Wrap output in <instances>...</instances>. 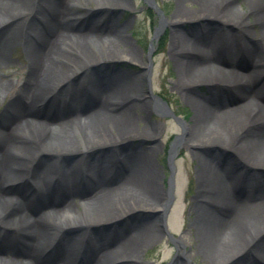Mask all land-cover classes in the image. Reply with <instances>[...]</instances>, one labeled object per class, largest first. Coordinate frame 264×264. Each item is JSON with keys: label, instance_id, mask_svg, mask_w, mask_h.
<instances>
[{"label": "bare ground", "instance_id": "obj_1", "mask_svg": "<svg viewBox=\"0 0 264 264\" xmlns=\"http://www.w3.org/2000/svg\"><path fill=\"white\" fill-rule=\"evenodd\" d=\"M73 1L0 0V65L1 50L15 46L19 33L39 38L36 45L24 39L27 72L17 89L0 83V264H47L49 252L57 264H138L141 249L164 231L171 194L159 184L160 172L147 149L160 125L143 116L138 121L135 111L164 117L166 106L148 93L145 66L134 78H108L110 87L91 85L89 78L91 64L116 51L124 61H139L133 48L118 49L125 38L113 27L115 13L126 10L129 1L104 0L109 11L103 9L80 33L62 23L75 19L68 5ZM177 1L181 6L160 21L155 35L172 32L168 55L177 77L171 87L195 113L191 123H180L183 135L170 155L182 145L193 150L197 164L190 244L182 237L174 240L179 255L173 264H190L196 256L204 264H264V0ZM186 3L194 6V19L219 20L226 29L204 31L215 37L206 43L191 41L193 32L186 38L178 29L188 16ZM219 39L227 44L225 57ZM201 85L209 90L204 103ZM44 101L55 106L53 114L41 115ZM123 141L133 142L124 154L117 147ZM105 145L107 152L90 156V150ZM66 198L71 199L63 203ZM143 210L153 220L123 222ZM64 214L70 219L59 220ZM96 218L118 220L116 225H126L124 235L115 233L90 248L87 227ZM69 226L77 231L62 251L54 242Z\"/></svg>", "mask_w": 264, "mask_h": 264}, {"label": "rangeland", "instance_id": "obj_2", "mask_svg": "<svg viewBox=\"0 0 264 264\" xmlns=\"http://www.w3.org/2000/svg\"><path fill=\"white\" fill-rule=\"evenodd\" d=\"M128 1L129 5L126 10L115 13L116 15L113 22L116 26L113 27L123 31L122 35L125 38V41H123V44L118 49H121L122 51L133 48L138 54L139 61L135 63L126 60L124 61L120 58V50L114 52L115 56L113 58L104 56L100 61L91 64L89 78L90 80H93L94 83L90 84L97 85L100 82H103L102 84L105 87L107 85V87H110V81H106L108 78H134L141 75V68L142 66H145L147 72L144 80L148 93H152L154 96L158 97L165 104L166 110L176 117V120L170 115L162 117L152 111H150V113L149 111H146L147 114L143 111L141 112L140 108L135 111V117L138 121H140V118L143 116L146 120L160 125V131L154 144L150 146L147 144V149H150L149 153L151 154V159L154 161V165L157 166L156 168L160 172L159 184L162 185L161 187H163V189L170 190L171 194L168 210L164 219V231H162V236L157 241L146 244L141 249L138 254L140 258L138 264H173L178 261L179 255V250L175 245L174 240L176 241L182 237L190 244L189 236L191 235L188 233V227L192 218L190 210L195 193V171L197 163L194 159L193 150L188 147L182 148V145L178 146L172 156L170 155V152L176 138L183 135V129L180 126V123H191L195 113L193 108L185 103L180 96L179 91L177 89H172L171 87V83L177 77L174 62L168 55L169 48L174 40L172 32L170 29H163L158 36L155 35V32L160 26V21L170 19L171 14L180 4L177 0ZM103 3L107 2L104 0H88L86 2L80 1L79 3L78 0H75L69 2V8L72 14L76 16L75 19H63L62 23L71 25L77 33L86 31V28L89 25L94 24L96 19L101 16L102 11H109L105 7H102ZM182 6L188 13V16H186L178 25V29L186 38H189L188 36H193L190 35V32H193L196 35V38L190 39L191 41L206 43L207 41L205 38L209 41L211 38L215 37L208 34L206 35L205 32L214 31L212 33L217 34L219 30L223 31L226 29L224 24L219 20L194 19V6L190 3L183 4ZM230 30L234 31L233 28ZM3 36H1L0 39ZM31 36L32 37H30V34L26 35L21 32L19 33V37L15 38L19 39L15 46H10L8 48H6V46L1 50V56L4 58V62L0 65V83H7L9 87L13 89L12 91L17 89L27 72V62L23 46L24 39L26 37L29 38L32 45H36L37 39H39L34 38L33 35ZM217 47L218 51L222 52V55L225 57L228 53L225 41L219 39ZM143 92L144 95H147V92L145 93L144 90ZM198 92L201 96V103H204L209 96L207 86H199ZM8 94L10 95L11 92ZM6 95L7 93L4 96ZM39 106L41 109V115L48 112L53 114L55 112V106L51 107L52 105L49 104L48 101L42 102ZM2 108L3 104H0V127L3 123V117L1 116ZM51 108L53 109L51 110ZM108 111L110 113L115 112L114 106L110 107ZM6 112L11 113V110H7ZM28 120L35 122L43 121V117L28 116ZM130 143L133 142L123 141L117 144V147H121L119 150H123L122 154H124L127 150H130ZM107 149V145L101 148H93L90 150L89 154L90 156H97L102 152H107ZM71 159L72 157L69 156L66 158L65 162H69ZM227 159L228 155L226 154L222 161H227ZM112 161L113 163L116 162V157L114 155ZM43 167L42 162L40 165L36 166L35 172H39ZM247 169L254 171V169L251 168ZM79 172L82 173V171ZM24 194L29 198V192H25ZM70 199L71 198H69V200ZM69 200L66 198L63 203H66ZM75 203L79 204V200L75 199ZM127 217H123L122 220L124 223L132 222L133 225L129 224L131 226L153 220V218L151 219V214L144 210L135 214L131 220L129 219L130 221ZM63 218L66 220L70 219L67 214H64L59 220H62ZM72 221H75L74 218ZM91 221L94 223H89V226L87 227L92 233V242L89 243L90 248L96 241H103L105 237L109 240L110 236L115 233H122L124 235L125 230L123 231V229L126 228V225H116L115 223L118 220L101 221L96 218ZM76 231L77 229H75L74 226L66 227L62 234L58 235V239L54 242V246L56 245L63 251L66 246H68L66 243L67 239L73 236ZM85 245L88 246L87 244H83L84 247H86ZM252 245H254V243L250 246ZM85 250H88V248ZM3 254L5 253H1V255ZM57 263L58 259L54 252H49V255L47 256V264ZM190 264L204 263L201 262L200 256H196L194 259L190 260Z\"/></svg>", "mask_w": 264, "mask_h": 264}]
</instances>
